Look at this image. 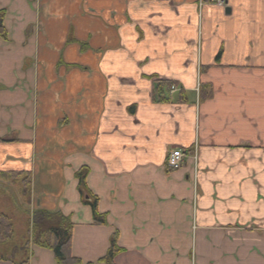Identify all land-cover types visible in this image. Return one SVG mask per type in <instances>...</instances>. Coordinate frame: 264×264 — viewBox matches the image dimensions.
Wrapping results in <instances>:
<instances>
[{"label":"crops","instance_id":"obj_1","mask_svg":"<svg viewBox=\"0 0 264 264\" xmlns=\"http://www.w3.org/2000/svg\"><path fill=\"white\" fill-rule=\"evenodd\" d=\"M199 2L0 0V187L28 175L82 264L114 233V264H264V0Z\"/></svg>","mask_w":264,"mask_h":264},{"label":"trees","instance_id":"obj_2","mask_svg":"<svg viewBox=\"0 0 264 264\" xmlns=\"http://www.w3.org/2000/svg\"><path fill=\"white\" fill-rule=\"evenodd\" d=\"M3 20L4 11H0V39L7 41ZM158 101L161 102L162 99L159 98ZM13 175L12 183L19 182V191L24 199L28 200L29 176L22 177V174L18 173ZM87 175L88 169L85 167L80 168L74 174L79 201L82 205L89 207L94 225H105V217L97 209L98 200L86 186ZM20 176L21 178H19ZM2 192L4 191L0 187V196ZM72 230L73 224L69 218L63 216L59 211L51 212L36 209L31 212L22 238L16 240V230L12 219L7 214L0 212V262L27 264L29 249L35 247L50 251L55 264H82L80 260L70 254ZM120 251L117 247V235L114 233L110 237L106 255L98 262L114 264V258Z\"/></svg>","mask_w":264,"mask_h":264},{"label":"rangeland","instance_id":"obj_3","mask_svg":"<svg viewBox=\"0 0 264 264\" xmlns=\"http://www.w3.org/2000/svg\"><path fill=\"white\" fill-rule=\"evenodd\" d=\"M1 188L3 189V191L5 193L8 192L7 196L12 198V201L11 200L6 201L5 200L6 195H4V192H2V194L0 196V208L5 207V211H8L9 209H13V210L17 209V211L20 212L19 214H21V212H22L24 215L23 216L21 214L20 216H17V217L14 216V218L12 216L8 215L12 219L13 225H14V223H16L15 224L16 240H19L22 238V236L25 232L24 228L27 227L25 224L26 220L29 218V211H28L27 205L24 203V197L19 192V189H20L19 182H17V184L15 183V184L10 185V186L6 184V185H3ZM5 201H6V203L3 204V202H5Z\"/></svg>","mask_w":264,"mask_h":264},{"label":"built area","instance_id":"obj_4","mask_svg":"<svg viewBox=\"0 0 264 264\" xmlns=\"http://www.w3.org/2000/svg\"><path fill=\"white\" fill-rule=\"evenodd\" d=\"M213 2L219 7L223 6V0H213ZM174 91H175V88L171 87L170 92L173 93ZM181 159H182L181 152L174 151L168 156L166 160V165L172 169L178 168L179 165L181 164Z\"/></svg>","mask_w":264,"mask_h":264},{"label":"water","instance_id":"obj_5","mask_svg":"<svg viewBox=\"0 0 264 264\" xmlns=\"http://www.w3.org/2000/svg\"><path fill=\"white\" fill-rule=\"evenodd\" d=\"M225 11H227V13H228V10H225Z\"/></svg>","mask_w":264,"mask_h":264}]
</instances>
